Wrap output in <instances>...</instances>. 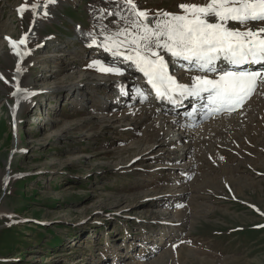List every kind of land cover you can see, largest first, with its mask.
I'll list each match as a JSON object with an SVG mask.
<instances>
[{"label":"rangeland","instance_id":"rangeland-1","mask_svg":"<svg viewBox=\"0 0 264 264\" xmlns=\"http://www.w3.org/2000/svg\"><path fill=\"white\" fill-rule=\"evenodd\" d=\"M135 1L150 13L205 2ZM109 7L0 0V264H264V90L244 118L191 122V151L147 104L105 113L123 77L98 74L108 55L82 38L103 39L92 8ZM25 36L21 81L10 44Z\"/></svg>","mask_w":264,"mask_h":264},{"label":"snow or ice","instance_id":"snow-or-ice-1","mask_svg":"<svg viewBox=\"0 0 264 264\" xmlns=\"http://www.w3.org/2000/svg\"><path fill=\"white\" fill-rule=\"evenodd\" d=\"M105 2L109 8H92L93 18L98 21L93 27L103 40L98 42L97 33L90 32L88 46L110 53L113 64L104 66L97 60L90 66L100 65L103 72L123 75V69L116 65L127 63L143 74L158 100L178 104L192 97L205 101L203 106L210 113H231L242 108L264 84V0L186 2L176 5L180 11L153 13L138 8L135 0ZM38 7L32 5L33 10ZM108 16L117 18L113 21L115 30L103 23ZM26 40L25 36L11 43L21 59L28 54L19 48ZM166 55L175 71H170ZM245 65L261 68L254 70ZM21 71L17 68L18 73ZM177 71L196 74L189 75V83H182ZM17 93L27 90L17 85L13 95ZM137 93L143 100L148 99L143 90L137 88Z\"/></svg>","mask_w":264,"mask_h":264},{"label":"bare ground","instance_id":"bare-ground-1","mask_svg":"<svg viewBox=\"0 0 264 264\" xmlns=\"http://www.w3.org/2000/svg\"><path fill=\"white\" fill-rule=\"evenodd\" d=\"M57 2H59V1H57ZM82 38V37H81ZM83 40H84V42H85V44H90L91 43V37H84V38H82ZM102 39V38H101ZM98 40V39H97ZM103 40V39H102ZM99 41H101V40H98V42ZM11 45V44H10ZM96 48H98V49H102L101 47H96ZM15 53V52H14ZM107 55H108V57H107V59L108 60H110V63L111 62H113V57L111 56V54L110 53H108V52H105ZM10 55V54H9ZM20 58V57H19ZM21 59V58H20ZM122 59V58H121ZM165 59H167V60H169V62H171V59H170V57H168L167 55L165 56ZM28 58L27 57H25L23 60H22V62L20 63V68H22V67H24L25 66V64L28 62ZM57 62V61H56ZM120 65H123L124 66V74H123V76H124V80L122 81V83L121 84H118V85H116L113 81H111L110 82V85L112 86L111 87V91H110V93L111 94H122V93H124L126 90L127 91H129V90H131V91H133V93H136L137 92V88H139V89H142V85H141V83H144V86H148V87H151L149 84H147V82H146V78L143 76V74L142 73H140V72H138V71H135L134 70V68H132V67H129V64H127V63H119ZM128 66V68H125V67H127ZM243 67H245V68H252V69H254V70H258V69H260L261 68V65H245V66H243ZM170 71H173L171 68H170ZM20 74V76L19 77H21V81H22V79H23V74L20 72L19 73ZM100 74H107L106 72H103V71H100ZM110 74V73H109ZM130 74H134L135 75V77L137 78V76H141V83L139 84L138 82H135V80H134V78H131L129 75ZM194 75L196 74V73H193ZM186 75V73L185 74H181V79H178V80H180L182 83H189L190 81H189V79L187 80V79H184V76ZM122 76V75H121ZM183 80H186V81H183ZM29 80H25V81H23V83H22V89H25L26 88V86L29 84V82H28ZM115 89V91L113 92V90ZM263 90H264V84H261V85H259L258 87H257V89H256V91H255V93L251 96V98L245 103V105H248V107L244 110L243 109V107L242 108H240V109H238V110H236V111H233V112H231V113H228V112H222V113H210L209 111H208V109L206 108V107H204L203 105L205 104V101H200V100H197V99H194V98H190L189 100H192L193 101V103L196 105V104H198L197 105V108L195 109V113H193V114H191L190 112H191V107H189V110H188V112H185V109H186V103H187V98H185V99H183L180 103H178V104H171V103H169V102H167V101H161V100H158V99H152V97H150V96H147L148 97V99L145 101V100H143L139 95H138V93H137V97L133 100V98H132V96H130V98L129 97H127V95L125 94L122 98H125V99H122V98H119V97H116V98H118V102H117V104L115 103V101H117V100H114V102L112 103V104H110V105H108V107L106 108V110L104 111L105 113H109L110 111H112V110H115V109H117V108H119V107H121V106H131V105H143V104H147V105H145L146 107H139V109L141 108V109H143V110H146L147 111V113L149 114V115H151L154 119H156L157 117H160L161 119H159V120H162L163 122H165V121H167V122H169V124H174V126L176 127V128H178V130L180 131V134H179V137H180V139H182L183 140V142H187V146H188V151H191V149H192V146L194 145V143L193 142H195L198 138H199V133H197V132H192V133H190V132H188L186 135H184V133H185V130L187 129V128H191V125H190V123L191 122H193V121H195L196 120V118H199V114H200V118L201 119H207L208 121H210V123H208V124H206V126L208 125L209 126V124H214L215 122L217 123V121H219V120H221V118H226V119H228V118H230L231 116H228V115H232V114H235L237 111L238 112H240L241 111V113H239V115H242L243 116V118H244V116L245 115H250V111H251V106H250V101H251V99L253 98V97H256V98H259V99H261V97H260V94L263 92ZM153 93H154V90H153ZM115 98V99H116ZM189 98V97H188ZM120 99H122V100H128V102H130V103H132L133 102V104H126V103H123V102H121V100ZM119 102H121V104L119 105ZM116 104V105H115ZM150 104V105H149ZM193 104V105H194ZM111 105H113V108L111 109V110H109L108 112H106L107 111V109L109 108V106H111ZM183 105H185V106H183ZM252 105V104H251ZM147 106H150L149 108L147 107ZM169 106V107H168ZM148 108V109H147ZM242 110H244V111H242ZM146 111H145V113H146ZM190 113V114H189ZM237 115V114H236ZM221 116H224V117H221ZM167 117V118H166ZM218 117H221V118H218ZM235 117V116H234ZM233 117V118H234ZM246 117V116H245ZM242 118V117H241ZM225 119V120H226ZM232 119V118H231ZM224 120V121H225ZM228 120H230V119H228ZM238 120V119H237ZM231 121V120H230ZM229 121V122H230ZM236 121V120H235ZM228 122V121H227ZM237 122V121H236ZM215 123V124H216ZM220 123H221V121H220ZM234 123V122H233ZM240 123V122H239ZM223 124L224 125H226L224 122H223ZM230 124H231V122H230ZM228 125V124H227ZM206 126H204L205 127V130H206ZM217 126V125H216ZM204 127H202V128H204ZM219 127V126H218ZM221 127V126H220ZM223 127H225V126H223ZM228 127H230V126H228ZM213 128H214V126H213ZM213 128H211V129H213ZM210 129V128H209ZM217 129V128H216ZM216 129H214V131L216 130ZM202 130V129H201ZM204 130V129H203ZM204 130V131H205ZM150 131V130H149ZM213 131V130H212ZM200 132V131H199ZM205 132H207V131H205ZM200 136H201V134H200ZM202 136H204L203 135V133H202ZM164 140V139H163ZM169 144V142H167V144H166V146ZM162 145H164L163 143H162Z\"/></svg>","mask_w":264,"mask_h":264}]
</instances>
